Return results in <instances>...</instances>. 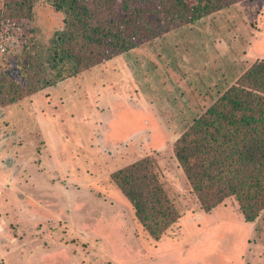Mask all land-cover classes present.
<instances>
[{
    "label": "rangeland",
    "instance_id": "obj_1",
    "mask_svg": "<svg viewBox=\"0 0 264 264\" xmlns=\"http://www.w3.org/2000/svg\"><path fill=\"white\" fill-rule=\"evenodd\" d=\"M64 17L35 0L27 24L0 38V72L25 83L19 67L35 57L43 77L0 108V264H264V210L248 222L230 196L206 211L173 151L264 59V0H238L76 75L51 60ZM148 155L182 213L157 241L110 178Z\"/></svg>",
    "mask_w": 264,
    "mask_h": 264
},
{
    "label": "trees",
    "instance_id": "obj_2",
    "mask_svg": "<svg viewBox=\"0 0 264 264\" xmlns=\"http://www.w3.org/2000/svg\"><path fill=\"white\" fill-rule=\"evenodd\" d=\"M50 1L65 14V26L53 40V66L62 64V70L76 75L238 0ZM34 2L3 0L0 38L27 24ZM19 71L25 83L0 72V106L40 90L42 63L37 58ZM173 151L206 211L233 196L246 221L260 217L264 210V59L254 60L193 118L174 141ZM159 173L156 158L148 155L110 174L134 207L137 220L156 240L182 214Z\"/></svg>",
    "mask_w": 264,
    "mask_h": 264
},
{
    "label": "crops",
    "instance_id": "obj_3",
    "mask_svg": "<svg viewBox=\"0 0 264 264\" xmlns=\"http://www.w3.org/2000/svg\"><path fill=\"white\" fill-rule=\"evenodd\" d=\"M2 107H5V106H0V108H2ZM156 240V239H155ZM157 241V240H156Z\"/></svg>",
    "mask_w": 264,
    "mask_h": 264
},
{
    "label": "built area",
    "instance_id": "obj_4",
    "mask_svg": "<svg viewBox=\"0 0 264 264\" xmlns=\"http://www.w3.org/2000/svg\"><path fill=\"white\" fill-rule=\"evenodd\" d=\"M2 50H4V48H2Z\"/></svg>",
    "mask_w": 264,
    "mask_h": 264
}]
</instances>
